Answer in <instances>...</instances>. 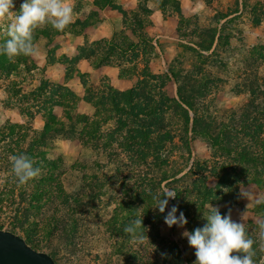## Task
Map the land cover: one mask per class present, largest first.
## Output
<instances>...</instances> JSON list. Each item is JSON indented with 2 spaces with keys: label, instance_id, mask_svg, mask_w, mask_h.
I'll return each mask as SVG.
<instances>
[{
  "label": "rangeland",
  "instance_id": "1",
  "mask_svg": "<svg viewBox=\"0 0 264 264\" xmlns=\"http://www.w3.org/2000/svg\"><path fill=\"white\" fill-rule=\"evenodd\" d=\"M23 2L24 0H14L13 11L19 14ZM192 2L194 6L191 10L183 12L182 18L177 14L178 25L169 28L165 26L166 29L159 32L162 36L158 37L156 42L153 40L142 44L133 38L139 42L137 53H130L128 56H118L115 53L111 58L118 62L127 61L124 69H131V73L138 81L149 73L163 76L164 87L152 84L150 86L152 91L146 92V99L159 101L163 93L169 97H177L178 85L170 75V70L176 72L182 83L185 76L194 78L198 76L192 66L200 59L188 46L195 48L196 43L206 42L211 30L219 29L220 23L225 21L223 19L218 24V19L235 9V0ZM69 3L73 7V20L79 18L77 16H80L82 5L83 9L87 8L80 0H70ZM157 3V0H151L146 6L152 9ZM245 5L247 8L244 5L240 6L237 13L229 16L232 18L226 26L221 46L214 58L206 59L207 71L198 76V78L206 76L205 80L208 81L210 79L207 75H210L211 79L216 80V85L208 83L209 91L205 101L211 115L216 118V123L227 122L230 117H237L244 112L249 101L248 92L242 91L238 86L245 71L250 72L252 80L258 78L262 82L264 77V56L261 55L264 54V0H246ZM8 23H0V42L5 43L7 40L5 36L8 35ZM120 35L117 39L122 37L121 33ZM146 35L151 37L148 33ZM38 43L44 48L45 39H40ZM105 43L99 41V44L95 45L96 50L106 51ZM142 45L148 49L143 54ZM210 52L202 54L208 56ZM145 61L148 63L145 64ZM217 62H223V65ZM28 64L32 67L31 70L27 71L23 65L18 64L17 74L0 76V131L7 134L6 140L0 145L18 138L25 127L39 130L43 126L45 111L37 112L40 107L48 106L45 105L44 95L53 91L50 88H53L55 83L46 80L47 70L43 72L44 69L30 62ZM103 83L95 86L97 91L103 90ZM39 91L41 96H37ZM64 99L68 101V97ZM51 106L49 110L56 118L64 119V110L58 106ZM129 112L132 117L137 116L135 109L131 108ZM98 114L102 121L100 127L102 132L95 148L86 143L82 125H77L75 132H68L66 128L65 131L53 133L44 148L47 159L54 163L44 164L41 169V174L50 175L51 179L43 182L44 186L50 187L60 183L63 190L77 200L76 206L79 207L71 215L70 220L77 219L80 236L76 239V246L60 247L58 264H181L180 260L182 264H193L196 259L195 249L189 246L181 233L203 227L206 223L203 214H207L208 203L217 207L222 216L237 207L248 211L250 219L245 227L247 232L253 235L249 237L254 241L253 259L255 264H264V239H261L259 230V222L263 220L259 213L261 210L257 204L248 202L240 196V188H246L258 195H264V188L243 180V177H235L238 173H247L243 163L234 160L220 149L212 148L209 140L203 135L189 134L191 154L184 171L187 174L175 183L181 195L173 204L169 202L168 205V208L177 205V215L182 211L188 223L183 228L175 225L169 228L164 223V214L152 208L155 202L149 193L153 195L158 193L166 185V181H161L163 173H168L173 166L182 167L185 159L180 157L178 149L170 144L167 146L170 151L168 153L161 151L160 159L152 153L144 156L119 149L118 143L107 139L108 134H105L113 128L114 122L108 120L104 112L100 111ZM190 115L192 116V113ZM11 124H17V127L12 129ZM26 134L23 133V136L27 137ZM136 135L142 140L145 136L140 128H136ZM260 139L264 143V135H261ZM174 142L176 143L175 140ZM144 149L150 151L146 147ZM255 157L260 167L263 156L256 153ZM165 158L167 163H163ZM253 169L254 166L250 165L249 170ZM180 176L181 174L177 177ZM224 179H227V183ZM15 199L11 198L9 192H0V206L6 204L10 206L5 212L0 211L2 229L8 228L14 215L16 204L12 200L18 202V199ZM52 208V204L48 203L34 214L32 220L49 226ZM141 213L148 241L145 240L138 245L123 229ZM28 233L32 238L39 235L35 230ZM167 240L174 241L178 253L168 250L165 246ZM52 244L58 247L57 238L53 239Z\"/></svg>",
  "mask_w": 264,
  "mask_h": 264
},
{
  "label": "trees",
  "instance_id": "2",
  "mask_svg": "<svg viewBox=\"0 0 264 264\" xmlns=\"http://www.w3.org/2000/svg\"><path fill=\"white\" fill-rule=\"evenodd\" d=\"M148 1L151 0H138L137 8L130 13L126 12L124 15V24L132 32L133 37L141 41L142 44L152 41V38L147 36L146 31H144L145 20L152 11L151 8L146 6ZM157 2V7L162 10L164 15L173 11L182 18L183 13L179 1L157 0ZM245 2L246 0H235V9L218 19V24L223 19L225 21L220 23L219 29L213 28L211 30V35L206 42L196 43L195 48L188 46V48L196 52L200 59L198 63H194L192 66L198 76L207 71L205 67L206 59L214 58L221 46L226 26L232 18L229 16L237 13L240 6L243 7L244 5L247 8ZM108 3H111V1L94 0V4L101 7ZM89 20L80 21V18H75L63 31L56 30L50 23L37 27L33 33V43L35 45L40 39L44 38L46 45L51 44L57 34L66 30L70 31L80 28V25L85 27L90 23ZM120 33L122 34L121 38L113 39L110 42L105 41L107 50L98 51V62L94 63V66L97 67L107 63L120 65L119 62L111 60L115 53L118 56H128L130 53H137L139 42L137 43L133 38L127 36L124 31ZM5 37L6 39L10 38L8 35ZM3 44L4 42H0V46ZM98 44L99 41L85 49L87 55H94L97 48L95 45ZM145 46L142 45V54L148 51ZM151 48L153 50L152 45ZM203 52H210V54L206 56L202 54ZM261 55L264 56L263 53ZM28 58L29 56L20 55L10 61L6 55L0 54V76H3L1 74L5 76H10L12 73L17 74L20 65H23L27 71L31 70L32 67L28 64ZM217 63L221 66L223 65V62ZM129 72H132V70L122 69L120 76H124ZM169 72L178 85L177 97H169L163 93L159 101L146 99V92L152 91L150 87L152 84L164 87L163 76L160 74L149 73V75L140 79L134 87L126 91L114 89L110 84L105 83L106 80L102 81L104 82L102 85L103 90L100 91L96 90L97 87L90 85L84 99L94 107L93 116L83 115L76 111L73 107L76 98L75 93L69 88L55 83L53 88H50L53 91L51 90L44 95L46 96L44 99L45 105L48 106L40 107L39 112H37L45 111L46 115L41 129L25 127L20 136L18 135V138L0 145V192H9L11 198L18 199L17 203L12 200L16 205L7 230L21 235L31 247L47 252L56 262L61 246H76V239L80 236L79 225L76 218L70 220V217L79 208L76 206L77 200L72 195H68L60 183L45 187L43 182L51 180L49 179L50 175L43 176L41 174L38 179L30 181L25 186H19L11 171L9 157L10 155L25 153L33 158L36 166L41 169L44 164L54 165L52 161L47 159L46 151L44 150L48 145V139L53 133L65 131L66 128L68 132H75L77 125H82V133L86 138V143L90 147L95 148L102 132L100 131L102 121L98 114L100 111L106 114L108 120L114 122L113 128L110 131H106L105 134H108L106 138L118 143L117 146L121 150H127L133 154L140 153L144 156H149L152 153L157 159H160L161 151L166 153L170 151L167 149L168 144L178 149L180 157L185 159L183 166L171 167L170 171L163 173L161 178L162 182L166 181V185L176 192V198L169 201L171 204L176 199H179L181 195V191L176 187L175 183L183 179L187 174L184 171L191 154L189 134L191 136L203 135L209 140L212 148L220 149L232 156L234 160L243 163L247 173H238L235 177H243V180L251 181L256 183L259 188H264V143L260 139V136L264 135V77H262V82L258 78L252 80L250 72L245 71L243 79L238 86L242 91L248 92L249 101L245 106L246 108H244V112L237 117H230L227 122L216 123V118L211 115L205 102L209 91L208 83L216 85V80L211 79L210 75H207L208 79H210L208 81L205 80L206 76L200 78L198 76L196 78L185 76L184 83H182L176 72L173 70ZM154 81L156 83H153ZM37 96H41V91H39ZM65 97H68L67 102L64 99ZM51 105L61 107L64 110V119L56 118V115L49 110L52 107ZM131 108L137 111L136 117L130 115L129 110ZM250 108L253 109L251 110ZM190 113H192V116ZM235 113L233 112V114ZM10 127L15 129L17 124H11ZM136 128L144 131L143 140L136 135ZM23 133H27V137L23 136ZM6 138L7 134L0 131V143L4 142ZM144 147L150 151H144ZM256 153H261L263 156V162L260 167L255 157ZM165 162L167 163L166 158L163 159V163ZM250 165L254 166L251 171L249 170ZM180 174L181 176L177 177ZM225 183H227V179ZM48 203L53 206L52 218L48 220L49 226L44 223V225L38 224L36 220H32L34 214ZM9 207L7 204L1 205L0 211L5 212ZM257 207L261 210L259 213L264 220V204H259ZM2 228L3 226L0 224V229ZM27 228L31 229L27 230ZM32 230L37 231L39 235L32 238L28 233V231ZM248 236L252 237L253 235L248 233ZM54 238H57L58 247H54L52 244ZM165 246L171 252H179L177 245L172 240H167ZM180 263L182 264V260H180Z\"/></svg>",
  "mask_w": 264,
  "mask_h": 264
},
{
  "label": "clouds",
  "instance_id": "3",
  "mask_svg": "<svg viewBox=\"0 0 264 264\" xmlns=\"http://www.w3.org/2000/svg\"><path fill=\"white\" fill-rule=\"evenodd\" d=\"M14 0H0V23H8L9 39L0 46V54L12 61L20 55H36L33 33L37 27L51 24L58 31H63L73 21V7L68 0H24L19 14L13 11ZM11 171L19 186L38 179L41 168L36 166L33 158L25 153L10 155ZM155 202L152 207L164 215V223L169 227L183 228L188 223L182 211L177 215V205L168 208L169 201L176 198V192L166 185L156 194H151ZM241 198L255 204H264V195L240 188ZM206 223L191 232L181 233L190 247L195 249L193 264H255L254 241L249 238L245 224L233 221L231 215H221L217 207L208 203L207 214H203ZM143 226V213L138 215L123 231L136 244L148 241ZM260 237L264 239V220L259 222Z\"/></svg>",
  "mask_w": 264,
  "mask_h": 264
},
{
  "label": "crops",
  "instance_id": "4",
  "mask_svg": "<svg viewBox=\"0 0 264 264\" xmlns=\"http://www.w3.org/2000/svg\"><path fill=\"white\" fill-rule=\"evenodd\" d=\"M80 1L86 4L87 8L84 10L82 5L80 16L77 17L80 21L90 19V23L85 27L80 25V28L57 34L52 43L45 44L44 48L36 43L37 53L34 56L29 55L28 62L44 69L43 72L47 70L46 80L74 91L76 94L74 109L80 114L92 116L95 109L84 99L90 85L95 87L102 82V79H107L108 84L114 89L126 91L137 84L138 78L131 72L120 76L127 61H119L120 65L107 63L94 66V63L98 62V51L95 50L94 55L89 56L85 49L98 41L110 42L116 39L121 31H124L130 38H134L132 32L124 24V15L137 8L138 0H110L111 3L102 7L95 5L94 0ZM193 4L192 0H180L182 13L191 10ZM144 24L146 33L150 34L152 41L156 42V39L162 36L159 32H164L166 29L165 26L169 28L178 25L177 13L172 11L164 15L160 8L152 7ZM147 63L148 61H145V64ZM230 215L233 221H242L245 225L250 219L248 211L241 207L231 209Z\"/></svg>",
  "mask_w": 264,
  "mask_h": 264
},
{
  "label": "water",
  "instance_id": "5",
  "mask_svg": "<svg viewBox=\"0 0 264 264\" xmlns=\"http://www.w3.org/2000/svg\"><path fill=\"white\" fill-rule=\"evenodd\" d=\"M0 264H57L45 251L31 247L24 237L0 229Z\"/></svg>",
  "mask_w": 264,
  "mask_h": 264
}]
</instances>
